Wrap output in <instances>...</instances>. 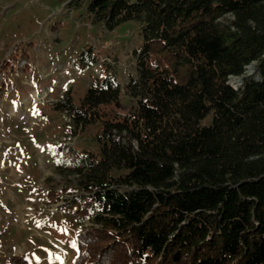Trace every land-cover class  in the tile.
I'll use <instances>...</instances> for the list:
<instances>
[{
    "label": "trees",
    "instance_id": "1",
    "mask_svg": "<svg viewBox=\"0 0 264 264\" xmlns=\"http://www.w3.org/2000/svg\"><path fill=\"white\" fill-rule=\"evenodd\" d=\"M87 8L110 31L137 22L143 45L134 110H107L123 91L104 75L70 100L74 133L100 129L97 152H68L85 194L76 214L93 222L72 264H264V0ZM254 62L259 75L235 88Z\"/></svg>",
    "mask_w": 264,
    "mask_h": 264
},
{
    "label": "rangeland",
    "instance_id": "2",
    "mask_svg": "<svg viewBox=\"0 0 264 264\" xmlns=\"http://www.w3.org/2000/svg\"><path fill=\"white\" fill-rule=\"evenodd\" d=\"M87 7L88 0H0V264L21 253L29 264L74 262L77 236L93 222L76 214L85 194L68 152H97L100 129L74 133L70 100L78 106L104 75L123 91L107 110L136 107L128 86L139 72L140 24L110 31ZM258 65L241 78L257 77Z\"/></svg>",
    "mask_w": 264,
    "mask_h": 264
},
{
    "label": "snow or ice",
    "instance_id": "3",
    "mask_svg": "<svg viewBox=\"0 0 264 264\" xmlns=\"http://www.w3.org/2000/svg\"><path fill=\"white\" fill-rule=\"evenodd\" d=\"M37 226H40L39 225V222H37ZM62 232H64L65 234L67 233V228H62V229H60ZM71 245H72V247H75L76 246V241L75 240H73L72 242H71ZM50 258H53L52 256H50ZM55 259H57V260H60L61 261V264H63V260L61 259V257H59V256H55L54 257Z\"/></svg>",
    "mask_w": 264,
    "mask_h": 264
},
{
    "label": "bare ground",
    "instance_id": "4",
    "mask_svg": "<svg viewBox=\"0 0 264 264\" xmlns=\"http://www.w3.org/2000/svg\"><path fill=\"white\" fill-rule=\"evenodd\" d=\"M242 81H243V78H242V79L235 78V79H232L231 84H232L235 88H237V87H239L240 85H242Z\"/></svg>",
    "mask_w": 264,
    "mask_h": 264
},
{
    "label": "crops",
    "instance_id": "5",
    "mask_svg": "<svg viewBox=\"0 0 264 264\" xmlns=\"http://www.w3.org/2000/svg\"><path fill=\"white\" fill-rule=\"evenodd\" d=\"M21 255H22V253H21ZM23 255H25V254H23ZM26 256V255H25Z\"/></svg>",
    "mask_w": 264,
    "mask_h": 264
}]
</instances>
